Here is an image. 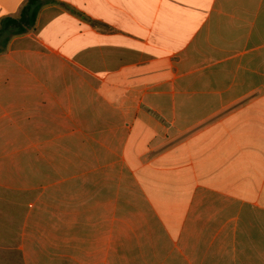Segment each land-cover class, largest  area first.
<instances>
[{"label":"crops","instance_id":"0c3cea01","mask_svg":"<svg viewBox=\"0 0 264 264\" xmlns=\"http://www.w3.org/2000/svg\"><path fill=\"white\" fill-rule=\"evenodd\" d=\"M7 31L0 264H264V0H41Z\"/></svg>","mask_w":264,"mask_h":264},{"label":"trees","instance_id":"16d2710c","mask_svg":"<svg viewBox=\"0 0 264 264\" xmlns=\"http://www.w3.org/2000/svg\"><path fill=\"white\" fill-rule=\"evenodd\" d=\"M40 8L41 0H27L19 17L3 18L0 23V39L7 30H11L14 35H19L34 28Z\"/></svg>","mask_w":264,"mask_h":264},{"label":"rangeland","instance_id":"374dc122","mask_svg":"<svg viewBox=\"0 0 264 264\" xmlns=\"http://www.w3.org/2000/svg\"><path fill=\"white\" fill-rule=\"evenodd\" d=\"M10 36L11 35V32H9V31H7L5 34H4V36Z\"/></svg>","mask_w":264,"mask_h":264}]
</instances>
